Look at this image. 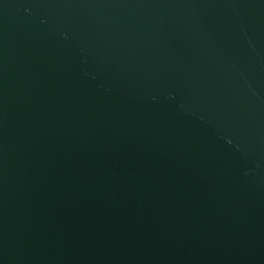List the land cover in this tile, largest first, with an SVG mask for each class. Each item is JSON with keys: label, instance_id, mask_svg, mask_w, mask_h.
Listing matches in <instances>:
<instances>
[{"label": "water", "instance_id": "95a60500", "mask_svg": "<svg viewBox=\"0 0 264 264\" xmlns=\"http://www.w3.org/2000/svg\"><path fill=\"white\" fill-rule=\"evenodd\" d=\"M0 264H264V0H0Z\"/></svg>", "mask_w": 264, "mask_h": 264}]
</instances>
